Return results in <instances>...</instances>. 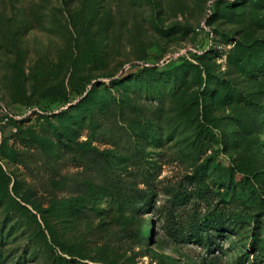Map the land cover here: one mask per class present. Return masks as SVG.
I'll return each instance as SVG.
<instances>
[{
    "label": "rangeland",
    "instance_id": "obj_1",
    "mask_svg": "<svg viewBox=\"0 0 264 264\" xmlns=\"http://www.w3.org/2000/svg\"><path fill=\"white\" fill-rule=\"evenodd\" d=\"M0 264H264V0H0Z\"/></svg>",
    "mask_w": 264,
    "mask_h": 264
},
{
    "label": "trees",
    "instance_id": "obj_2",
    "mask_svg": "<svg viewBox=\"0 0 264 264\" xmlns=\"http://www.w3.org/2000/svg\"><path fill=\"white\" fill-rule=\"evenodd\" d=\"M84 96V94H82ZM90 93L87 94L85 99L81 101V103H85V101L90 98ZM93 111L86 115V119L89 120L90 124L97 125L98 121V111L100 106L93 104ZM104 157V156H103ZM104 160L110 164L112 168H115L114 165L104 157ZM133 166L136 170L133 174L130 175V172L127 174H118L116 176H112L111 178L104 177L103 175L96 176L94 179L85 182V186L87 187V191L90 192H98L99 191H108L113 197L120 200V202L124 205H132L138 199L144 195L143 190L137 188L139 184L137 180L139 177L143 179L144 184H148L147 191H155L152 183L150 182V176L152 175V166H149L146 163H142L140 161H135ZM66 250V249H65Z\"/></svg>",
    "mask_w": 264,
    "mask_h": 264
},
{
    "label": "built area",
    "instance_id": "obj_3",
    "mask_svg": "<svg viewBox=\"0 0 264 264\" xmlns=\"http://www.w3.org/2000/svg\"><path fill=\"white\" fill-rule=\"evenodd\" d=\"M8 119V118H7Z\"/></svg>",
    "mask_w": 264,
    "mask_h": 264
}]
</instances>
